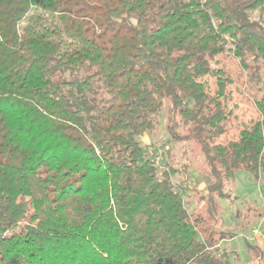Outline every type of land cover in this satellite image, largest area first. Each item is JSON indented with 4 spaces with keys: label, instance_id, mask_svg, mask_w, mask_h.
Segmentation results:
<instances>
[{
    "label": "trees",
    "instance_id": "1",
    "mask_svg": "<svg viewBox=\"0 0 264 264\" xmlns=\"http://www.w3.org/2000/svg\"><path fill=\"white\" fill-rule=\"evenodd\" d=\"M227 55L260 81L264 0H0V264H228L219 190L264 166V98L213 161L198 129L231 96ZM162 127L205 159L192 212L191 162L144 140Z\"/></svg>",
    "mask_w": 264,
    "mask_h": 264
},
{
    "label": "rangeland",
    "instance_id": "2",
    "mask_svg": "<svg viewBox=\"0 0 264 264\" xmlns=\"http://www.w3.org/2000/svg\"><path fill=\"white\" fill-rule=\"evenodd\" d=\"M211 67L212 65L209 66L202 62L197 69L202 70L205 68L204 79L210 92L214 94L217 85L216 76L213 75ZM219 67L223 68L234 80L228 86V93L231 96L226 101L225 108L223 107V113L218 114L215 112L212 117L208 116L205 122L206 125L203 129H198V132L202 137H207L209 140L212 160L221 161L226 167L227 151L237 138L238 126L249 123L251 120H257L260 117L254 106V100L256 97L264 98V73H259L260 81L255 80L244 73L233 56L229 55L219 57ZM219 101L223 103L222 98ZM229 112L230 115L227 116ZM162 119H164V115ZM144 140L151 143V151L154 150L159 154L160 147L168 144L170 148H173L175 162L182 160L187 163L191 162L190 176L183 182V188L179 189L182 190L188 210L192 212L195 207L200 205L198 203L200 192L206 193L205 184L200 179L201 171L206 165L203 155L200 151L195 150L193 153L184 156V149L181 148L180 144L173 146L164 127ZM180 180V177H175L177 184ZM225 181L226 184L223 189L219 190V199L223 210L219 212L220 222L216 225H222L223 229L236 231L237 236L221 243L219 246L220 251L227 254L228 264H256L251 251L247 248L244 237H252L255 234V228H259L260 235H264V166L252 168L243 165L235 171L233 178L226 177ZM211 262V258L209 261L207 260V264Z\"/></svg>",
    "mask_w": 264,
    "mask_h": 264
},
{
    "label": "crops",
    "instance_id": "3",
    "mask_svg": "<svg viewBox=\"0 0 264 264\" xmlns=\"http://www.w3.org/2000/svg\"><path fill=\"white\" fill-rule=\"evenodd\" d=\"M261 233H255L254 235H252V237H248L246 236L252 243H256L263 251V255H264V235H260ZM230 240V239H228ZM225 241V240H224ZM223 241V242H224ZM227 241V240H226ZM222 242V243H223ZM252 258L256 261V259L252 256ZM264 262V261H263ZM257 264V262H256Z\"/></svg>",
    "mask_w": 264,
    "mask_h": 264
},
{
    "label": "built area",
    "instance_id": "4",
    "mask_svg": "<svg viewBox=\"0 0 264 264\" xmlns=\"http://www.w3.org/2000/svg\"><path fill=\"white\" fill-rule=\"evenodd\" d=\"M167 148H168V146H166V149H167ZM159 153H160V155H159L158 158H157L158 161L161 159V153H162V150H160ZM254 233H259V228H255V229H254Z\"/></svg>",
    "mask_w": 264,
    "mask_h": 264
}]
</instances>
